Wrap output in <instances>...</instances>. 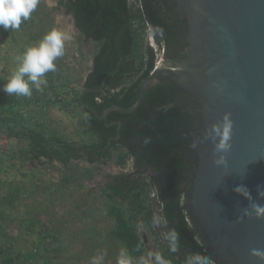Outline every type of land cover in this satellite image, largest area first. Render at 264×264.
<instances>
[{"label": "trees", "instance_id": "16d2710c", "mask_svg": "<svg viewBox=\"0 0 264 264\" xmlns=\"http://www.w3.org/2000/svg\"><path fill=\"white\" fill-rule=\"evenodd\" d=\"M57 4L72 15L82 40L94 45L91 65L76 98L94 139L77 144L55 135L45 137L35 129L14 131L11 127L7 136L28 139L27 159L59 162L66 169L62 187L80 181L74 165L78 160L103 163L114 154L117 165L131 160L135 171L129 174L142 175L132 178L125 173L117 174L105 186L104 192L112 201L108 213L117 218V223L120 218L124 220L110 229L112 235L133 258L140 256L144 246L135 224L141 219L154 233L158 251L170 258L172 264H183L189 252H202L221 264L209 241L203 239L188 203L198 161L193 136L202 123L196 103L169 81L149 87L133 111L113 109L105 119L95 117L79 101L83 91L82 102L98 114L113 104L131 106L137 99L141 81L155 64L154 51L146 41L147 33L161 48L164 62L176 63L186 57L182 49L188 42L189 24L178 11V1L57 0ZM70 166L76 170H67ZM145 174L149 182L142 177ZM147 186L151 187L160 209L159 227L152 226L155 210L147 197ZM169 228L180 234L179 251L174 254L168 252L163 239Z\"/></svg>", "mask_w": 264, "mask_h": 264}, {"label": "rangeland", "instance_id": "374dc122", "mask_svg": "<svg viewBox=\"0 0 264 264\" xmlns=\"http://www.w3.org/2000/svg\"><path fill=\"white\" fill-rule=\"evenodd\" d=\"M52 29L64 31L69 39L65 54L55 61L56 71L45 74L43 91L33 88L30 98L0 91V264H93V257L103 250L107 252L103 264H116L125 246L110 231L117 218L108 213L112 201L104 191L112 176L133 171L131 161L117 165L116 154L103 163L78 160L74 162L78 170L73 166L67 170H76L81 184L62 187L66 169L59 162L29 160L28 139L7 136L11 127L14 131L35 129L45 137L55 135L77 144L94 139L76 101L94 45L82 40L72 15L57 0H40L18 30L0 28V88L16 68L14 57L37 46ZM146 41L154 51V67H160L161 48L149 33ZM142 177L149 182L148 174ZM146 191L160 220L151 187ZM135 228L144 246L143 253L133 258L138 264L146 251H158V245L145 221L138 219Z\"/></svg>", "mask_w": 264, "mask_h": 264}, {"label": "water", "instance_id": "95a60500", "mask_svg": "<svg viewBox=\"0 0 264 264\" xmlns=\"http://www.w3.org/2000/svg\"><path fill=\"white\" fill-rule=\"evenodd\" d=\"M177 1L189 24L188 42L182 49L186 57L154 67L129 107L113 104L98 114L82 102L83 91L79 101L95 117L105 119L113 109L133 111L157 83L169 81L187 93L202 121L193 136L198 161L188 201L195 222L221 264H264L250 256L253 248L264 250V219L238 223L249 201L233 191L243 184L253 201L264 204L257 193L258 186L264 190V0ZM224 113L233 123L227 174L212 162L211 139L200 135Z\"/></svg>", "mask_w": 264, "mask_h": 264}, {"label": "clouds", "instance_id": "9594fccd", "mask_svg": "<svg viewBox=\"0 0 264 264\" xmlns=\"http://www.w3.org/2000/svg\"><path fill=\"white\" fill-rule=\"evenodd\" d=\"M39 2L40 0H0V28L18 30L22 22L30 18ZM68 39L69 36L64 31L52 29L37 46L28 47L22 54L15 56L16 68L0 91L9 96L15 94L29 98L33 94V88L42 92L47 85L45 74L56 71L55 61L65 54V41ZM232 137L233 123L228 113H224L222 118L213 123L203 134L204 139L210 138L213 143V164L225 174H227L226 165L232 147ZM233 191L249 201L248 206L237 217L238 223L244 219H264V204L253 201L245 185H238ZM257 193L264 199V190H261L260 186L257 187ZM152 226L159 227L160 220L154 218ZM163 239L166 241L169 253L174 254L179 251L180 234L175 228H169L164 232ZM106 254V250L98 251L93 257V264H103ZM250 256L264 261V250L253 248L250 250ZM116 264H136V262L127 248H121ZM138 264H172V260L160 251L148 250L139 258ZM183 264H216V262L212 256L202 252H189L185 254Z\"/></svg>", "mask_w": 264, "mask_h": 264}, {"label": "flooded vegetation", "instance_id": "af4514ba", "mask_svg": "<svg viewBox=\"0 0 264 264\" xmlns=\"http://www.w3.org/2000/svg\"><path fill=\"white\" fill-rule=\"evenodd\" d=\"M164 62V61H163ZM131 161V160H130ZM133 164H132V161H131V167H132V169H133V171L132 172H134L135 170H134V167L132 166ZM127 176H131L132 178H139L140 177V174H136V175H130L129 173H125ZM111 179H112V177H111ZM111 181V180H110Z\"/></svg>", "mask_w": 264, "mask_h": 264}, {"label": "built area", "instance_id": "2783aa9c", "mask_svg": "<svg viewBox=\"0 0 264 264\" xmlns=\"http://www.w3.org/2000/svg\"><path fill=\"white\" fill-rule=\"evenodd\" d=\"M151 37V36H150Z\"/></svg>", "mask_w": 264, "mask_h": 264}]
</instances>
